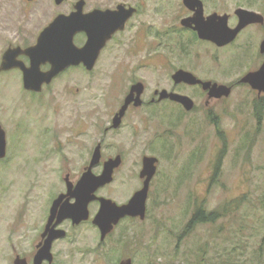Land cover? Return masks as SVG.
Returning a JSON list of instances; mask_svg holds the SVG:
<instances>
[{"label": "rangeland", "instance_id": "obj_1", "mask_svg": "<svg viewBox=\"0 0 264 264\" xmlns=\"http://www.w3.org/2000/svg\"><path fill=\"white\" fill-rule=\"evenodd\" d=\"M43 1L55 10L52 1ZM75 1L69 0L66 9ZM86 1L92 7L136 0ZM143 1L147 2L146 24L159 30L158 37L151 39L152 48L156 49L151 53L130 52L129 33L127 45L104 55L94 72L66 74L44 92L40 102L25 92L18 74L3 78L0 113L11 148L0 166V264H11L10 228L17 215L28 212L25 222L21 218L24 230L35 235L49 197L65 187L63 176L68 169L61 163L64 152L50 150L54 142L43 147L47 137L38 135L36 139V129L66 124L74 115L78 116L84 131L82 140L77 139L81 146L72 143L68 147L64 141L66 136L70 137L69 132L61 131L59 142L67 146L66 156H72L83 166L95 140L93 125L97 121L101 139L104 124L137 81L146 87L144 100L148 104L133 107L126 115L136 127L135 134L132 128L123 132L130 136V143L135 138V143H131L132 158L139 160L145 154H153L160 161L146 221L135 229L139 245L133 253L134 263L264 264V94L258 97L250 85L239 81L249 70L259 67L260 60L254 56L240 62L236 57L237 44L218 48L179 30L178 20L186 11L183 0ZM203 1L207 14L234 15L239 7L264 14V0ZM23 5L21 0H0V25L8 18L11 26L31 25L43 19L38 13L24 17L11 11ZM234 23L232 20L231 24ZM261 39V31H256L258 45ZM140 42L145 44L142 38ZM178 69L188 70L203 80L233 85L232 93L228 97L209 98L200 87L175 85L172 76ZM163 89L190 96L195 107L187 111L168 100L149 104L155 90ZM59 106L64 108L60 112L63 117L58 114ZM62 118L68 121H60ZM22 119L28 126H17ZM25 128H31L36 137H23L30 147L25 146L26 151L21 153L14 147L21 144L14 134ZM23 135L26 134L21 131L18 136ZM106 139L110 143V137ZM136 170L132 164L121 169L116 180L101 192L117 202L126 201V188L139 185V180L133 179ZM222 206L227 209L217 221L187 228L198 208L210 212ZM88 235L92 239V232ZM89 261L83 257L67 264Z\"/></svg>", "mask_w": 264, "mask_h": 264}, {"label": "flooded vegetation", "instance_id": "obj_2", "mask_svg": "<svg viewBox=\"0 0 264 264\" xmlns=\"http://www.w3.org/2000/svg\"><path fill=\"white\" fill-rule=\"evenodd\" d=\"M50 1H52L53 3H51L55 5V10L45 6L46 2L44 3L43 0H21V2L24 4L21 9L15 7L16 10H11L15 11V13L22 14L21 16L24 17L29 14L38 13V16H42L43 19L41 21H37V23H32L31 25L27 23L23 24V26H14V24L11 26L12 23L10 22L12 21L9 18L7 22L5 21V23H1L4 25H0V85L2 84L3 78L5 76H8V74L11 73H16L21 77L22 87L25 89V92L31 95L32 98H36L37 100H39L46 90L51 88V86H54V84L61 80L66 74L76 71L87 73L94 72L99 67V62L104 55L109 54V52H115L117 49L122 48V46L127 45L125 41L128 38L129 33H132V36L127 39L130 43H132L127 48L130 52L140 54L141 52L149 51V53H151L152 51L156 50L152 48L153 45L151 39H156L158 37L159 30H157L156 27H154L152 24H146V1H126L117 3L116 5H99L89 7L87 6L88 2L85 0L82 9L83 14H89L95 10H110L113 12L119 11L120 13H124L125 16L128 15L125 24L122 28L118 27V29H116L112 33L111 38L108 39L100 49L92 68H89L88 64L85 61H81L78 64L69 65L68 67L60 71L50 83H44L40 91L28 90L24 86L25 69L30 68L33 65V62L36 65L38 64V69H40V72L43 73L48 72L52 68L51 62L46 61V58L44 57L46 49L50 47L59 49L63 46L64 51L67 48H69L71 51H75L77 49L84 48L89 40V34L86 28L79 27L73 24L68 25L65 21L52 27L54 21L59 15L69 16L73 13H77V5L81 0L70 3L69 9H66V5L69 4V0H64L61 3H58L57 0ZM185 8L186 11L178 20L180 22L179 30L185 33L192 34L193 38L198 37L199 39H201L198 36L197 31L194 29V23H191L190 26H185L182 24L183 19L192 17L194 15L193 10H190L186 6ZM246 9L251 10L250 8ZM236 10L234 11V15L228 13L230 15L229 26L232 28L236 27L240 21L239 16L236 14ZM205 15L208 16L210 14L205 13ZM232 20L235 21L234 24H231ZM90 28H92L93 31L94 29L96 30L97 36L104 35L107 31H109V29H111V27H109L108 25L102 24H90V26H88V29ZM48 30L50 31L48 35H45L43 38H41L42 33ZM256 31H261L262 35V39L259 45L256 41ZM50 36L54 39H51ZM141 38L145 43L144 45H142L140 42ZM201 40L209 42L218 48H228L233 44H237V50L239 53L236 57H239L238 60H240V62L242 61V59L245 60V58L247 57L256 56L258 60H260L259 67L249 70L244 76H246L250 72L259 70L264 63V51H262V44L264 42V23H250L246 25V27H244L240 31L234 41L224 46H219L210 40ZM98 43L99 42H95V46L99 45ZM93 50L92 52L94 53L95 49ZM244 76L240 78V83H245L242 82ZM136 83H138V81L131 84L121 106L113 112V116H109L107 122L104 124L102 132L103 135L101 139L98 138L97 121L93 125L95 127V134L92 136L95 140L91 148L88 150L87 158L83 162V166L80 165L81 163L75 161L72 156H66L67 151L65 150V148H67V146L59 142L61 138V131L63 132V134L69 132L70 137L66 136L64 141L66 144H68V147H70L72 143L81 146L82 142L78 141L77 139L82 140L84 131L82 129V123H78V116L74 115L73 118L70 119L69 123H61L59 126L54 123L53 125H44L42 126V128L38 127L36 129L37 137L31 128H25L23 130L19 129L17 130L18 132L15 131L14 136L21 142V144L19 145L14 144V147L18 148V152H25V146L30 147L29 145H26L27 141L23 138L27 137L28 134L34 135L36 139H39V136L41 138L42 136H46V144H43L42 146L44 147L46 145V147L48 148L50 146L49 144L51 142H54L55 144L50 150L64 152L61 163L63 162V167L67 168L68 171L65 172L63 176L65 187L62 188L59 192L53 194V196L49 197L43 218L39 219V224L35 228V235H29L24 230L25 225H23L22 219L25 222L24 218L28 216V212L23 211L21 216L17 215V218H15V224H13L10 228V232L12 234V238L10 240L11 264H67L68 261L71 262L72 260L81 261L83 257L87 259V261L88 259H91V261H89V264H135L133 253L135 252V250H137V245H139L137 243V237L135 236V229L140 223H142L143 225L146 221L149 207L148 203L150 202L154 178L158 174V164L160 161L159 158L153 154H145L141 157L142 159L140 158L139 160V157L132 158L130 152L134 150V145L131 143H135V138L130 143V136L128 137L126 133L123 132V130L125 129L131 130V128V131H134V134L136 132V127L134 126V124H132L133 122H130V117L126 115L129 110H131V108H139L148 104L146 100H144L146 95L145 86L142 93L143 104L140 106H136L135 102L133 101L129 105L125 115L122 117L120 122L115 125L114 120L116 118V115L121 110L122 106L125 103L126 97L130 94L133 85H135ZM183 84L200 87L203 89V86L201 84L190 85L187 83H175V85ZM247 84L250 85L249 83ZM228 86L232 87L233 90V85ZM251 88L257 92L258 97L263 96L264 91L260 92L258 89H254L252 86ZM158 91L159 90H155L153 96H151V101L149 102V104L166 100L171 101L170 99H164L160 101L159 94L157 93ZM171 91L177 92L174 89ZM204 91L208 93V91ZM171 102L180 104L175 101ZM41 104L44 105L43 103ZM180 105L183 106L182 104ZM63 109L64 108H62V106L58 107V114L60 116H62L60 112H63ZM79 110L82 111L80 106ZM47 116L50 115L48 114ZM89 117L93 118L96 116ZM61 120L68 121L65 118L60 119V121ZM0 125L4 128L5 121L2 118L1 113ZM22 125L28 126V124L24 122L23 119L17 121V126L20 127ZM5 131L7 140L6 155L5 157L0 158V166L1 163L8 158V149L11 148L8 138L9 133L6 129ZM21 131H24L26 135L19 137L18 135ZM129 134L131 135V133ZM109 137L110 143L107 144L106 138ZM99 144L101 145V156L100 161L93 166L92 170L94 174H101L104 170L106 162L110 160H115L117 157H120V162L114 169L113 181L108 183L107 185L100 187L96 191L97 199H94L89 203L88 216L86 218L79 219L83 212L82 210L73 209L72 205H74L77 201L76 197L74 196L73 190H75V186L81 179L84 172L89 168L93 160L95 150ZM39 147L37 148V151L39 150ZM105 151H107L108 154H106ZM147 156L156 157L158 161L156 163V174L150 182L148 191L146 216L142 218L140 215H126L124 217H121L116 223L115 221H110L109 218H101V221L111 222V224H113L112 229L104 233L102 227L98 223V215L101 211L102 206V201L99 198L104 197L112 199L115 202L117 201L110 196L103 194L101 191L116 180V176L121 169L132 164L137 168L136 172H133V179L139 180V185L134 188H126L125 192L128 194L127 200L124 202H117L120 205L128 203L134 197V195L144 187L147 176L142 177V171L144 169V160ZM79 167H81V169H79ZM70 185L71 192L69 193ZM61 197L62 199L57 204L55 213L53 215L54 204ZM67 207H69L70 209L67 210ZM34 225L35 223L31 227V232H33ZM89 232H92L93 234L92 239H90L88 235ZM115 235H117L116 240L114 239ZM49 241L50 243L48 244ZM127 242L129 243L127 244ZM118 251L119 255L117 256Z\"/></svg>", "mask_w": 264, "mask_h": 264}, {"label": "water", "instance_id": "obj_3", "mask_svg": "<svg viewBox=\"0 0 264 264\" xmlns=\"http://www.w3.org/2000/svg\"><path fill=\"white\" fill-rule=\"evenodd\" d=\"M62 1L64 0H57L58 3H61ZM84 2L85 0L79 1L77 5V13H73L69 16L59 15L54 21L52 27L65 21L68 25L73 24L86 28L89 34V40L86 46L75 51H71L69 48L64 51L63 46L59 49H54L53 47L46 49L44 57L46 58V61L51 62L52 68L48 72L43 73L40 72V69H38V64L36 65L33 62V65L30 68L25 69L24 86L26 89L40 91L42 89V85L44 83H50L60 71L69 65L78 64L81 61H85L89 68H92L100 49L107 42V40L111 38L112 33L118 29V27H123L126 19L128 18V15L125 16L124 13H120L119 11L113 12L110 10H95L92 13L83 14L82 9ZM183 2L187 8L194 11V15L192 17L183 19L182 24L185 26H190L191 23H194V29L197 31V34L201 39L210 40L219 46H224L234 41L240 31L246 27V25L250 23H264V15L262 13L240 7L236 10V14L240 18L239 24L232 28L229 26L230 15L228 13L220 14L218 12H214L206 16L203 0H183ZM90 24L108 25L111 27V29H109V31H107L104 35H101V37L97 36L95 29L94 31L92 28L88 29ZM49 32V30L44 31L41 38H43L45 35H48ZM50 38L54 39L51 36ZM95 42H99V45L95 46ZM93 49H95L94 53L92 52ZM262 51H264V42L262 44ZM172 78L177 84H201L203 89L208 91L209 98L228 97L232 93V87L227 86L226 84L212 82L210 80L204 81L194 73L185 69H178L175 71ZM242 82L249 83L254 89H258L260 92L264 91V63L259 70L250 72L244 76ZM143 91L144 84L142 82H138L133 85L130 94L125 99L124 105L116 115L114 120L115 125L120 122L129 105L133 101L135 102L136 106L143 104ZM157 93L159 94L160 101L164 99H170L171 101L182 104L187 111H191L195 107L194 100L188 95H184L175 91H169L167 89H163ZM6 141V131L0 125V158L5 157L6 155ZM100 156L101 145L99 144L95 150L94 157L89 168L84 172L81 179L75 186V190H73L74 196L77 199L76 203L72 205L73 209L82 210L83 212L79 219H83L88 216L89 203L94 199H97L96 191L100 187L113 181L114 169L120 162V157L106 162L103 172L99 175H96L93 173L92 169L93 166L100 161ZM157 161L158 159L156 157H145L142 177L147 176V178L144 187L139 190L128 203L120 205L112 199L104 197L99 198L102 201V206L98 215V223L102 227L104 233L112 229L113 224H111V222H103L101 221V218H109L110 221L112 220L116 223L121 217L126 215H140L142 218L146 216L148 191L150 182L156 174ZM70 192L71 185L69 188V193ZM61 199L62 197L55 202L53 207V215L55 213L57 204L61 201ZM69 209L70 208L67 207V210ZM49 243L50 241L48 244Z\"/></svg>", "mask_w": 264, "mask_h": 264}, {"label": "trees", "instance_id": "obj_4", "mask_svg": "<svg viewBox=\"0 0 264 264\" xmlns=\"http://www.w3.org/2000/svg\"><path fill=\"white\" fill-rule=\"evenodd\" d=\"M226 207L222 206L214 211L206 212L204 208H198L194 213L192 219L189 221L187 228L193 227L199 223L215 222L220 217L224 216Z\"/></svg>", "mask_w": 264, "mask_h": 264}]
</instances>
